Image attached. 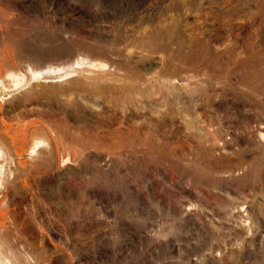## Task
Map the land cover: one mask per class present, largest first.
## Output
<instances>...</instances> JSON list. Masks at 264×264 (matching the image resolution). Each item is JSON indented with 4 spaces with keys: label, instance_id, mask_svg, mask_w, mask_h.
Instances as JSON below:
<instances>
[{
    "label": "rangeland",
    "instance_id": "374dc122",
    "mask_svg": "<svg viewBox=\"0 0 264 264\" xmlns=\"http://www.w3.org/2000/svg\"><path fill=\"white\" fill-rule=\"evenodd\" d=\"M0 250L264 264V0H0Z\"/></svg>",
    "mask_w": 264,
    "mask_h": 264
},
{
    "label": "bare ground",
    "instance_id": "6f19581e",
    "mask_svg": "<svg viewBox=\"0 0 264 264\" xmlns=\"http://www.w3.org/2000/svg\"><path fill=\"white\" fill-rule=\"evenodd\" d=\"M38 146V145H37ZM2 256V251L0 250V257ZM0 264H3L1 261H0Z\"/></svg>",
    "mask_w": 264,
    "mask_h": 264
}]
</instances>
